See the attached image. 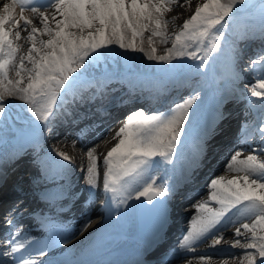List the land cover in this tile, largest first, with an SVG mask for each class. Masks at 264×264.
<instances>
[{
	"label": "snow or ice",
	"instance_id": "6c2138e0",
	"mask_svg": "<svg viewBox=\"0 0 264 264\" xmlns=\"http://www.w3.org/2000/svg\"><path fill=\"white\" fill-rule=\"evenodd\" d=\"M172 3L173 0H10L0 5V124L7 109L14 106L11 102L5 104L4 97H16L25 102L34 120L43 124L41 134L52 131V123L65 110L68 96H74V86L78 82L91 84L90 70L100 57L112 51V46L124 52L143 53L149 61L159 64L192 67L200 72L209 57L215 60L223 52V46L216 42L227 39L225 33L230 26L240 24L246 33L264 38V0H206L183 23L182 30L169 37L163 16L171 10ZM17 9L20 10L18 17ZM25 10L40 18L43 28H31L29 53L27 57L18 58V47L10 39L11 29H17L14 35L20 40V29H27L32 23L25 18ZM47 10H54L53 20L59 16L54 29L47 22ZM146 31L151 34L149 50L143 47ZM37 33L48 35V41H38ZM152 38H158L161 44L171 40V47L158 55ZM185 59L199 63L173 65V61ZM25 61L30 68H26ZM252 63L259 67L245 71L256 74L257 82L252 85L251 96L259 98V103L250 101V106L264 111V52ZM13 71L16 80L9 76ZM24 75L28 80L26 86ZM201 91V88H194L189 96L165 112L152 114L143 109L135 110L118 121V128L113 125L102 133L101 140H106L115 130L112 138L118 141L107 152L102 165L103 189L108 203L115 202L119 207L134 197L136 200L143 198L155 207L153 201L163 203L158 197L167 198L172 194L166 182L157 184L154 173L161 164L173 163L178 145L187 134V125L198 115ZM98 111L109 115L107 110ZM222 118L223 114L217 117ZM247 128L246 125L241 132V143L248 145V149H237L223 166L224 172L239 178L226 181L223 176H213L209 179L205 185L208 200L196 206L197 215L191 218L190 229L181 242L182 250L192 251L198 242L208 240L213 246L218 245L222 239L219 233L235 226L237 239L232 247L254 250L244 254L245 264H264V160L259 159L264 156V126L252 127L251 131ZM84 133L85 130H81V134ZM257 133L261 141L258 148L251 143ZM207 135L208 130L205 131ZM246 150L251 154L240 159ZM59 155L70 161L67 155ZM87 157L85 175L90 189L95 190L100 165L92 150L87 152ZM136 181L142 183L134 184ZM186 182H191V173ZM7 223L11 225L12 221ZM242 229L244 234L251 233L250 239L243 242L238 239ZM28 242L26 236L17 239V235H13L5 241L9 247L0 252V256L10 258L11 264H38L31 246L25 249ZM21 249L27 254L17 256ZM39 254L46 255V251L41 250ZM0 264L5 262L0 260Z\"/></svg>",
	"mask_w": 264,
	"mask_h": 264
},
{
	"label": "bare ground",
	"instance_id": "6f19581e",
	"mask_svg": "<svg viewBox=\"0 0 264 264\" xmlns=\"http://www.w3.org/2000/svg\"><path fill=\"white\" fill-rule=\"evenodd\" d=\"M5 2H10V0H0V5ZM205 2L206 0H173V3L169 5L171 10L165 12L163 16V20L166 22L165 30L167 32V35L169 37H174L176 34H178L179 31L182 30L183 23L194 14L198 6L204 4ZM53 14L54 10L46 11V15L48 17L47 22L49 24V27L52 29L55 28L56 20L59 19V16H57L56 20H53ZM24 16L26 18L28 17L29 19H31L32 23L27 29H20V40H16V37L14 35L17 29H11L13 35L10 37V39L14 41V46L18 47V58L21 56L27 57L29 53V49L31 48V41L28 40V37L31 34V28L36 27L41 30L43 28V25L40 22V18L33 17L32 14L28 11L24 14ZM227 19L228 18H226V20ZM22 24L23 21L21 22V25ZM86 34L87 33H85V35ZM150 36V32L146 31L144 33L143 47L145 48V50H149L148 40ZM225 36L227 37L226 40L222 38L221 40L216 42L219 46H223V52L220 53L217 59H212L214 66H216L215 64H223L222 66H224V68L220 67L222 69H219V67L216 66L218 68V73L216 76L212 77V82L208 80L205 75H203L204 71L202 69L200 70V72H197L196 69L192 67H176V70H173L175 75L171 78V80L174 81V84L170 88L169 86L167 87L162 85L157 87V90L155 91L154 95V100L149 103V108L151 109L150 113L155 114L157 112H165L169 110L175 104L173 102H181V98L183 96H187L192 93V82L199 81L198 84H200V87L197 88L202 89L200 102H202L205 97L208 96L209 93L217 91L220 93V96H222V100L224 101L222 102V106L231 111L228 126L223 129L217 137L223 139H225V136L227 135L231 137L237 127H240L242 132L246 125L248 126V131H251L252 127L264 126V111H261L259 108H253L250 106V101H255L257 104L259 103V98H254L251 96L252 85L255 84L257 81H252L248 83V85H242V81L244 79H247V77L240 71L237 72L238 66L246 64L245 57L247 55H250L252 53L256 54L260 51L262 52V50L264 49V38H262L259 34L253 35L251 32L246 33L244 27L240 24L230 26L229 30L225 33ZM36 39L38 41L42 40L44 42H47L49 36L46 34L37 33ZM152 39L154 40L153 46L156 47L158 55L164 54L165 50L171 47V40H169L168 44H161L159 43L158 38ZM139 43L140 41L137 40V44ZM37 46H39V43L37 44ZM229 52L235 53L233 54V59L228 61V64L226 65L224 54L227 55ZM117 63H124L126 66H134L135 68L151 66L152 69H156L159 64L155 61H149L143 55V53L124 52L118 47L112 46V51L100 57L99 62L90 70L89 75H94L95 81L91 84L86 82L80 83L76 88L75 93L79 91H84L86 94L92 88L104 85L106 81L113 78L114 82L111 83L107 88H104L99 95L105 96L108 93L109 89L111 90L113 88H123L122 85L124 84L117 83V78L114 77L115 73L110 71L111 69H113L112 66ZM180 63H182L183 65H193L197 64V61H191L187 59L182 62L173 61V65H177ZM25 66L26 68L31 67V65L27 64L26 61ZM163 66L168 65L161 64L159 68ZM229 68L231 69V71H233L232 76L234 77L233 83H235V85H229L227 83V71L229 70ZM133 70V68H129V72L134 73V75L136 76L134 78V81L136 82L135 85H137V88L132 90V93L130 94V99L136 96L142 97L145 94L147 86L151 87L150 79L148 77H143V74L139 73V71ZM9 76L12 80L17 79L14 71L10 72ZM156 76L158 77L159 74H156ZM27 83V76L24 75V86H26ZM183 93L184 95H182ZM17 99L18 98L16 97L5 96L4 103L8 104L9 102H11L15 106L16 101H18ZM78 101L80 104H83L85 106L89 104V107L95 108L97 115L100 116L98 119H101V121L98 122L99 124L93 125L90 131H87L84 135H80L79 133H77V130L81 128L85 123V118H87V114H84L80 121L74 122V124L71 123L65 127H61L55 133V135L45 138L44 140V143L46 144L45 146H48V149H51L52 154L59 155L60 153H65L68 155L70 161L67 163V167H72L74 164H77L79 168H82V176L79 183L76 185L75 189L70 194L69 198L65 201V203H62L60 207H57L58 220L61 221L62 227H60L59 233L57 234V236H55V238L56 242L59 243L63 241L65 242V245L49 246L44 242L39 245V248L46 249L50 256H54L57 251L71 250L77 243L84 241L87 238H90L98 231L103 230L107 225L115 226L125 222L128 218H134V209L136 203L138 202V200H136L134 197L132 199L127 200L124 204L120 205L119 207H117L115 202H107L106 195L103 189V159L106 156L107 152L113 146H115L118 141L112 138L115 134V130L113 131V133L109 134L108 139L106 140H101V135L113 125L118 128L120 126L118 124V121L123 120L127 114L131 113V110H136L135 108H137V106L141 107L142 102H133L132 105L117 111L115 113V116L111 117V112H108L109 115L105 116L102 115L100 111H98L100 109V100L97 99V97L91 100L90 98L84 99L79 96ZM14 106L12 107L14 108ZM12 107H9L7 109L4 121L2 124H0V148H2L1 146L5 148L4 144L10 137H13L12 142L16 141L18 143L21 142L22 144L24 137L21 135V132L19 134L15 131L27 127L28 121L31 118V115L26 117L22 114L13 112ZM22 107L27 110L26 106ZM76 112L77 110L76 108H74V113ZM97 125L99 126L97 127ZM251 143L252 146L257 148L261 146V141L259 139L258 133L254 135ZM4 148L0 149V162L9 159L10 160L2 166V168L5 169V171H3L5 173V176L2 177V180H0V225H4L3 219H5V217L7 216V214L4 213L5 209L7 207H13V201L8 198L7 194L5 196L1 193V188H9L11 183L17 181L18 176L23 179L30 177L29 175L22 176V171L23 169H25L24 167L26 165H31L35 167V164L32 161L31 157V154L35 153V150H33L30 146H25L21 148L20 155H18V157H15L16 159L14 160H11L13 156L9 154L13 155L15 154V152L10 148ZM240 148L248 149V145H244L241 143V133L239 138L236 139L235 142H232L228 145H219L217 151L210 152V154H216L217 152H219L220 154L219 161L218 163H216L215 166H213L212 163L207 159V156L202 159L203 170H201L199 175H197L196 181L192 182V184H188L189 182H186L188 181L190 172L185 170L181 173L182 185L180 188H183V186L187 185L186 188L189 193L188 199L184 200L183 202H180L181 206L191 200L192 202L190 203V205L181 209L182 211H178L177 208L180 205H177L175 196L176 194H179L178 190L172 188V194L166 198L168 207L169 209H172L174 217L179 221L186 220V223L179 225L176 229L175 235L177 236V238H181V234L187 232L190 229L191 218L197 215L196 206L200 203L207 202V195L202 194L197 198L194 197L201 193V191L206 189L205 185L211 177L223 176L226 181L239 178L233 173L224 172L223 166L225 165L226 161L230 158V156L237 149ZM89 150H92L97 156L100 165V175L98 185L95 190L90 189L85 175V169L88 165L87 152ZM249 154H251L250 150H246L242 153L239 158L244 159ZM259 159L264 160V156H260ZM46 166L49 167V164L47 162ZM154 175L157 184L166 182L170 186V184L165 179H163L165 175V164H161V166L155 170ZM139 183H142V181L134 182V184ZM99 197L102 198L104 203L109 204V210H102L103 204H99L96 202ZM210 206L218 207L216 205ZM93 215H96V217L93 218ZM241 231L242 235L238 238L241 242L250 239L251 233L244 234L243 229ZM235 232V226L228 228L226 231L220 232L219 235L222 237L220 244L213 246L211 240L207 241L210 242L211 246V249H207L204 252L207 253V255H189V257H192V259L189 261L190 263H184V261L182 260L176 264H245L244 254L251 253L254 250L244 249L240 247H232L233 243L237 239V237L235 236ZM0 234H2V236H5L7 234V231L0 229ZM174 241L175 240H173L172 243ZM172 243L169 247H173ZM8 247L9 245L5 244L4 249L0 248V252H2ZM204 247L205 246L203 245V247L200 246L192 249L193 251H196L195 254H197L199 251H202ZM179 250L182 251L181 248ZM184 252H187V250H184ZM152 254H154L153 251L150 252L147 257ZM121 255L122 254H119V257ZM32 256L38 261V264H40V262H42V264L46 262V260H43L41 257L36 256L33 252ZM5 259L6 258H0V260H3L5 262V264L11 263L10 260L5 261ZM175 259L177 258H173L172 260L167 261L163 264H171ZM186 259L187 258H185L184 260Z\"/></svg>",
	"mask_w": 264,
	"mask_h": 264
},
{
	"label": "rangeland",
	"instance_id": "374dc122",
	"mask_svg": "<svg viewBox=\"0 0 264 264\" xmlns=\"http://www.w3.org/2000/svg\"><path fill=\"white\" fill-rule=\"evenodd\" d=\"M17 10H18V9H17ZM225 19H226V18H225ZM180 31H181V30H180ZM180 31H179V32H180ZM37 47H39V46H37ZM104 55H106V53H105ZM113 55H114V53H113ZM119 64H123V63H119ZM205 65H206V67H205L203 70L207 72L206 77L210 80L212 76L216 75L218 69L216 68V66H213V63H212V61L210 60V58H209L207 61H205ZM207 65H211V66H213V68L210 69V67H207ZM221 67H222V66H221ZM17 100H18V101H16V104H15L14 108L12 107L13 112H16V113H19V114H22V115L26 116L27 110H25V109L22 107V106L25 104V102L22 101V100H19V99H17ZM26 107H28V106H26ZM31 120H32V119H31ZM205 191H206V189L203 191V193H204ZM97 202H98V200H97Z\"/></svg>",
	"mask_w": 264,
	"mask_h": 264
}]
</instances>
